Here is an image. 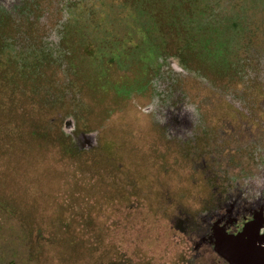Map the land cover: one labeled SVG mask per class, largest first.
<instances>
[{
  "label": "rangeland",
  "instance_id": "374dc122",
  "mask_svg": "<svg viewBox=\"0 0 264 264\" xmlns=\"http://www.w3.org/2000/svg\"><path fill=\"white\" fill-rule=\"evenodd\" d=\"M0 264H264V0H0Z\"/></svg>",
  "mask_w": 264,
  "mask_h": 264
},
{
  "label": "clouds",
  "instance_id": "9594fccd",
  "mask_svg": "<svg viewBox=\"0 0 264 264\" xmlns=\"http://www.w3.org/2000/svg\"><path fill=\"white\" fill-rule=\"evenodd\" d=\"M194 108V106H189V111H191Z\"/></svg>",
  "mask_w": 264,
  "mask_h": 264
}]
</instances>
